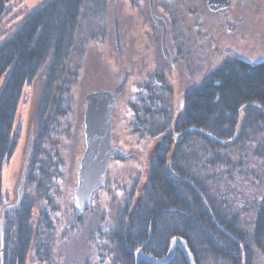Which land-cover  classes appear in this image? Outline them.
Returning <instances> with one entry per match:
<instances>
[{
    "label": "trees",
    "instance_id": "1",
    "mask_svg": "<svg viewBox=\"0 0 264 264\" xmlns=\"http://www.w3.org/2000/svg\"><path fill=\"white\" fill-rule=\"evenodd\" d=\"M11 1L0 0V25L10 12ZM108 2L44 0L0 42V79L4 76L0 86V264H28L31 256L39 255L53 240L54 221L47 212L41 210L34 216L39 197L33 191L50 199L40 182L47 177L46 161L41 159L46 122L52 111L64 113L53 104V92L75 45L80 22L86 20L96 28L106 24ZM41 71L44 78L33 114L35 137L24 192L16 208L3 211L7 196L2 189V170L14 156L21 135L19 124L16 127L19 103L25 87ZM170 95L165 93L166 98ZM163 101L161 109L150 111L145 135L156 137L172 126L173 132L194 128L214 138L191 131L176 141L172 131L163 134L152 151L140 193H130L113 223L99 228L103 242L99 241L98 250L102 255L111 254L110 264H156L145 259L136 262L135 251L141 248L144 254L162 258L171 239L180 237L195 264H252L253 249L264 256V199L257 205L251 230L245 231L234 217L227 216L206 177H199L191 168L199 157V164L209 168L222 163L226 177L242 165L257 162L264 170V59L251 62L235 55L223 59L186 91L174 120L171 107ZM142 115L146 117V112ZM229 153L240 154L242 163L235 165ZM51 210L56 209L51 206ZM69 213L73 218L70 227L79 228L82 213L77 215L74 206ZM160 264L188 261L176 247L173 257Z\"/></svg>",
    "mask_w": 264,
    "mask_h": 264
},
{
    "label": "rangeland",
    "instance_id": "2",
    "mask_svg": "<svg viewBox=\"0 0 264 264\" xmlns=\"http://www.w3.org/2000/svg\"><path fill=\"white\" fill-rule=\"evenodd\" d=\"M43 1L12 0L9 4L10 12L0 25V33H4L0 42ZM155 2L166 6L169 1ZM177 3L181 5L179 18L183 20V26L193 23L195 28L192 35L184 29V38L187 39H180L182 58L176 63L175 69L165 65L159 57L160 30L150 22L148 7L146 9L148 0H109L106 24L101 23L96 28L86 20L80 22L75 45L66 62L63 76L57 81L53 92V104L64 110V113L52 111L51 118L46 122V141L41 159L46 161L44 172L47 177H42L40 182L43 188H47L50 199L46 200L36 189L33 191L39 197L34 216L41 210L46 211L54 221L55 231L52 233L53 240L39 250V255L31 256L28 264L112 262L110 253L102 255L98 250L99 241L103 242L99 239V228L103 224L108 226L113 223L119 206L130 193H140L155 145L167 131L173 132L171 126L162 134L150 137L139 135L133 129L132 110L139 98L145 96L148 72L154 71V68L164 70L168 81L172 83L171 95L166 98L163 93V102L171 107L174 120L180 111L183 95L190 85L223 59L233 55L224 52L225 46L238 50L244 59L251 62L264 59V0H233L226 10L216 13L206 8V0H178ZM191 7L196 12L192 13ZM114 9L118 19L119 53L114 40ZM154 10L164 15L161 8L155 7ZM194 22L199 23L196 26ZM131 68L134 72L128 77L112 116V143L122 150L123 157L113 158L109 162L103 188L96 192L89 207L82 211L81 226L73 229L70 227L72 215L67 213L74 206L76 166L84 149L85 94L91 89L111 90L121 80L123 69ZM43 78L44 72L41 71L32 84L25 87L23 100L19 103L16 127L19 124L21 135L14 156L2 170V189L5 197L7 196L5 206L16 199L14 195L26 161L27 147L29 145L30 154L34 141L33 114ZM3 80L4 76L0 79V86ZM172 134L176 135L177 132ZM229 155L235 165L242 163L240 154ZM197 159V165L192 161L193 172L197 175L200 173L199 177H206L207 184L222 203L227 216L234 217L241 229L250 231L257 205L264 199V170L261 163L245 165L247 168L242 165L239 170L226 177L227 169L222 163L209 168L204 163L199 164V157ZM51 206L56 210H51ZM252 264H264V256L255 249Z\"/></svg>",
    "mask_w": 264,
    "mask_h": 264
},
{
    "label": "water",
    "instance_id": "3",
    "mask_svg": "<svg viewBox=\"0 0 264 264\" xmlns=\"http://www.w3.org/2000/svg\"><path fill=\"white\" fill-rule=\"evenodd\" d=\"M230 4L231 0H206L207 7L212 11L227 8ZM157 25H160V23L157 22ZM163 26L161 47L162 52L168 57L169 51L165 45V25L163 24ZM113 27L115 47L119 51L120 37L115 9ZM224 52L239 53L231 46H225ZM130 72V70L125 69L122 79L111 90L104 88L91 89L85 94V108L83 112L84 149L76 166V184L73 190V204L77 214H81L83 210L88 208L94 191L103 186L109 162L115 157H123L122 150L112 143V116L115 110L117 97L123 92ZM191 131L201 132L208 137L214 138L211 134L202 130L187 128L178 132L174 140H180L185 133ZM28 154L29 145L26 152V161ZM26 161L16 190V199L13 203L4 206L3 211L16 208L22 197ZM1 223L2 218H0V239H2ZM176 247H180L183 250L188 264H195L193 255L187 248L184 239L180 237L171 239L169 250L164 257L154 258L144 254L142 249L139 248L134 253L135 261L137 262L139 259H145L156 264L166 263L173 257Z\"/></svg>",
    "mask_w": 264,
    "mask_h": 264
},
{
    "label": "flooded vegetation",
    "instance_id": "4",
    "mask_svg": "<svg viewBox=\"0 0 264 264\" xmlns=\"http://www.w3.org/2000/svg\"><path fill=\"white\" fill-rule=\"evenodd\" d=\"M166 1H169V2L165 6L163 3H156L155 0H148V6H146V9L148 7V10H149L148 11V16H149L151 24L154 25V28H157L158 30H160V39H159V41H160V52H159V57L162 58V60L165 62L164 63L165 65L167 64L169 66V68H171V69L174 68L175 69L176 68V63L179 62L181 60V58H182L180 39L183 40V38H184V33H183L184 29H187V31L190 32V35H192L195 26H194L193 23L192 24H188L187 26L186 25L183 26L184 25L183 24V20H180V18H179V16H181L180 11H179L180 8H181V5L177 3L178 0H166ZM173 2H175V5H174ZM232 2H233V0L231 1L230 6L232 5ZM205 5H206V3H205ZM155 7L156 8L157 7L161 8L163 10V12H164V15L155 12V10H154ZM192 8L193 7L190 8V11L192 13L196 12V9H192ZM206 8L209 11H211L213 13H216V12H219V11H222V10H226L228 7L227 8H222V9H218L216 11L210 10L207 7V5H206ZM157 22H159L160 25H157ZM194 23L197 26V23H199V22H194ZM163 24L165 25V45H166V47H167V49L169 51L168 57L162 52V47H161V40H162L163 29H164ZM197 33H198V31H197ZM184 39H187V38H184ZM188 40H190V39H188ZM170 42H172L171 45H170ZM186 51L188 52L187 49H186ZM236 51H238V50H236ZM187 52H185L186 55H187ZM117 53H119V51ZM230 53L235 55V56L242 57L240 55V52L238 54H235L233 52H230ZM124 70L125 69H123V71ZM129 70L131 72L128 75V77L134 72L133 68H131ZM148 74H149V76H148L147 80L145 81V85H146L145 86L146 88L144 89L145 90V93H144L145 96L144 97L142 96V97L139 98L136 107L132 110V116H133L132 119L134 120L133 129L139 135H144L145 134V130L144 129L146 128V125L148 123H150V122H148V120L151 117L152 110L161 109L162 106L160 105V102L163 100V93H166V92H170L171 93L172 89H173L172 88V83L170 81H168L167 77L165 76V71L164 70H159L158 68H154V71H151L150 73L148 72ZM127 80H128V78H127ZM196 83L191 84L190 87L195 85ZM119 96L117 97V100H118ZM183 98H184V95H183ZM177 103L179 104V99L177 100ZM182 105H183V100H182V103H181L180 110L182 108ZM115 106H116V104H115ZM141 109H143L144 111H141ZM177 109H178V107L175 108V110H177ZM145 112H146V117H144L142 115V114H145ZM143 123H146V124L143 125ZM175 136L176 135H174V137ZM103 186L98 188L97 190H95L94 193L92 194V197L96 194V192H98L100 189H102ZM91 200H92V198H91Z\"/></svg>",
    "mask_w": 264,
    "mask_h": 264
}]
</instances>
